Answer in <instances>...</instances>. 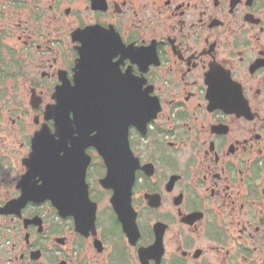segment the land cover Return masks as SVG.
I'll list each match as a JSON object with an SVG mask.
<instances>
[{
  "label": "flooded vegetation",
  "instance_id": "obj_1",
  "mask_svg": "<svg viewBox=\"0 0 264 264\" xmlns=\"http://www.w3.org/2000/svg\"><path fill=\"white\" fill-rule=\"evenodd\" d=\"M57 141L78 212L39 195ZM0 264H264V0H0Z\"/></svg>",
  "mask_w": 264,
  "mask_h": 264
},
{
  "label": "water",
  "instance_id": "obj_2",
  "mask_svg": "<svg viewBox=\"0 0 264 264\" xmlns=\"http://www.w3.org/2000/svg\"><path fill=\"white\" fill-rule=\"evenodd\" d=\"M83 67V61L80 60L77 64L78 72L75 75V88L77 93L72 95H64L63 93L59 94L56 97L57 105V122L60 124L68 123L67 117L69 116L68 112L74 113L75 119L77 122H81V118L89 113L90 107L95 106L97 108L99 99L97 97H91L89 95L85 96L82 93L81 87L82 82L84 81L81 78L80 70ZM61 130H64V127H61ZM56 146V154L53 153L51 148ZM64 144L61 141H57L55 144L49 143H40L39 148L36 151L35 155V170L38 171V174H41V179L43 185L39 192L40 197L50 198L54 201L57 209L60 213H65L67 210L78 212L84 206V196L82 193L74 191L77 188V180L81 174H77L79 171H84L83 167H79L78 161L73 158H68L66 156L59 157L58 152L63 150ZM128 149V144L126 140V135L121 136L120 142V151ZM120 161H115L114 157L107 153L104 156V163L109 174H113L114 171H130V174L133 173L134 167L130 168L128 161L123 159ZM67 171H72L74 174L71 176L66 174ZM133 178V174L131 176ZM112 181L114 178L109 177ZM66 186L73 187L71 192H66L64 187ZM112 184V183H111ZM70 204H69V200Z\"/></svg>",
  "mask_w": 264,
  "mask_h": 264
}]
</instances>
